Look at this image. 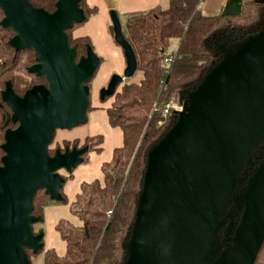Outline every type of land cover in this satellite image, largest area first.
Instances as JSON below:
<instances>
[{
    "label": "water",
    "instance_id": "water-1",
    "mask_svg": "<svg viewBox=\"0 0 264 264\" xmlns=\"http://www.w3.org/2000/svg\"><path fill=\"white\" fill-rule=\"evenodd\" d=\"M82 0H55L53 11L29 0H0L2 26L11 28L16 51H34L29 73L44 76L18 96L7 81L1 92L18 122L7 128L0 145V264H31L26 249L43 247V231L31 213L36 192L60 200V170L72 171L88 146L48 145L56 129L86 121L89 86L99 57L90 44L77 57L67 29L85 21ZM243 0L227 2L220 14L238 15ZM264 1V0H258ZM109 31L123 50L122 74L113 73L99 97L115 94L125 77L137 70L136 57L109 5ZM177 119L149 149L134 227L124 264H253L264 240V157L240 195L239 217L225 238L213 237L224 221L221 204L232 192L238 168L264 141V31L240 43L213 66L183 102Z\"/></svg>",
    "mask_w": 264,
    "mask_h": 264
},
{
    "label": "trees",
    "instance_id": "trees-1",
    "mask_svg": "<svg viewBox=\"0 0 264 264\" xmlns=\"http://www.w3.org/2000/svg\"><path fill=\"white\" fill-rule=\"evenodd\" d=\"M29 1L48 11L55 9V0ZM82 2L80 6H83ZM167 2L169 4L164 9L156 6L148 11L136 10L125 14L123 33L133 48L136 71L141 72V78L123 83L106 109L107 121L122 132V144L113 148L110 160L101 163V179L82 181L79 192L69 202V210L80 224L75 225L66 219L55 223L54 227L66 243L65 252L59 255L52 248L42 247L37 253L26 249L28 257L42 252L43 264H124L141 195L147 154L177 119V115L171 113L159 123L163 104L168 99L180 103L187 101L206 73L225 54H233L240 43L264 31V1L243 0L238 15H221L223 5L219 12L205 14L202 11L204 0ZM84 7V20L97 12L96 6L85 4ZM83 23L67 29L77 57L85 53V46L90 42L86 36L71 38L70 32ZM0 33V58L3 60L1 62L0 59V91L8 77L14 79L16 84L13 85L19 93L34 83H45L43 76L27 72L28 65L33 62V52L19 50L12 61L9 57L13 52L7 43L11 31L0 27ZM172 38L177 39L178 49L172 52L174 57L167 67L164 59ZM153 102H156L157 110L152 112ZM87 108L90 109L89 105ZM5 110L0 96V124ZM2 133L0 126V144L3 142ZM87 138L95 139L92 149L102 141L100 135ZM2 153L0 149V156ZM263 157L264 141L247 155L238 168L239 179L240 172H244L243 187ZM71 172L64 176V180ZM59 192L62 198L56 201L67 203L62 187ZM48 199L43 189L34 196L31 213L40 216L39 221L43 219L42 207ZM225 201L221 204L220 213ZM222 229L220 227L215 234ZM39 231H43L42 227ZM263 245L264 240L261 247Z\"/></svg>",
    "mask_w": 264,
    "mask_h": 264
},
{
    "label": "crops",
    "instance_id": "crops-1",
    "mask_svg": "<svg viewBox=\"0 0 264 264\" xmlns=\"http://www.w3.org/2000/svg\"><path fill=\"white\" fill-rule=\"evenodd\" d=\"M229 1L231 0H224L223 6ZM85 2V4L89 7L96 6L97 12L95 14H91V16L87 18L88 21L86 24L83 23L79 26V28L77 27L72 30L71 35L73 38H77V36H86L90 41L91 47L95 49L97 54L100 55L105 53V49L103 47L104 43H106L105 45H108L111 48H115L113 44H116L114 42L113 35L109 31V25L111 23L108 13L109 5H112L116 9L117 13L120 14L122 18H124L125 14L128 12H135L136 10L148 11L149 9L156 6H160L162 9H164L169 4L167 0H86ZM103 39L104 41L102 43L101 40ZM114 52L117 54L116 59L119 58V51ZM123 56H121L122 61L119 62L121 65L117 70H115L118 74L122 73V70L126 64ZM140 78L141 72L138 73L137 79L135 81L139 80ZM109 104L110 103H108V105ZM108 105L105 106L95 103L92 107L91 113L94 115L99 113L100 120H94L96 123L90 132L82 133L76 137L80 138V136H82L85 139L86 137H95V135H100L102 137V141L100 144L96 145L94 149L89 151L88 155L81 161V163L75 166L70 176L64 180L62 192L67 198V203L57 202L54 201V199L53 201H46L42 207V223H35L32 226L35 232H37L41 227L44 229L42 238L43 247L45 249L52 248L59 255H62L65 252L66 243L61 239L58 231L54 227L55 223L59 219H66L75 225L80 224L78 218L74 216L72 212H70L69 202L72 201L75 198V194L79 192L82 181H90L96 178L101 179V163L110 160L113 153V148L120 146L123 141L120 128L111 126L107 121L106 109L108 108ZM113 133H117L116 135L119 134L121 138L115 143H111L110 146L107 147L106 154H104L105 145L107 141H110L109 138ZM30 257L31 264H43L44 257L42 252ZM255 264H264V245L261 248V252L257 257Z\"/></svg>",
    "mask_w": 264,
    "mask_h": 264
},
{
    "label": "rangeland",
    "instance_id": "rangeland-1",
    "mask_svg": "<svg viewBox=\"0 0 264 264\" xmlns=\"http://www.w3.org/2000/svg\"><path fill=\"white\" fill-rule=\"evenodd\" d=\"M85 1L86 0H83V2H82L83 8H85L84 7L85 3H86ZM223 2H224V0H204V3L202 5V11L205 14H215V13L219 12L220 6L223 5ZM119 19L121 20L122 30H124L125 18L120 17ZM87 21L88 20L86 19L84 21V24H86ZM79 26L74 27V29L77 27L79 28ZM70 36L72 38L71 32H70ZM103 41H104V39L101 40L102 43H103ZM105 44L106 43L103 44V47L105 49L104 54L100 55V54H97L95 52L99 57V63L100 64L96 67V69L93 72V75L91 76V79L87 83V85L89 86V93H90V95H89V107H90V109L87 110V112H86V117H87L86 121L84 123H81L78 126L73 127V128L56 129V131L52 137V141L50 144V148H51L50 150H54L55 148L63 149V146H65L66 144L72 145V143L73 144L76 143V144L80 145L85 141L90 143V146H92V143L95 144V139H93V140H90L88 138L84 139L82 136H80V138H76V137L82 133L90 132L96 123V122H94V120L95 119L97 121L100 120L99 119V113L95 114V115L91 113L92 107L95 103L102 104V105L106 106V105H108V103L112 102L114 95H110V96L106 97L104 100H101L99 97V94H100L99 90L101 89V87L105 86V84L110 79L109 77L113 73H117L115 70H117L118 67L121 65L119 62L122 61L121 56L124 55L123 50H121L122 48H120L117 44H113L115 46V48H111L110 46L105 45ZM177 49H178L177 39H174V38L170 39L169 44H168V49H167L168 53H172V52L174 53L177 51ZM120 50H121V52H120ZM94 51H95V49H94ZM114 51H116V52L119 51V53H120V54H118L119 58L116 59L117 54ZM123 59H124V56H123ZM139 72L140 71H136L132 76L125 77L122 80V82L117 85L115 92L119 91L121 89V87L123 86V83L135 81L137 79V75ZM116 134L117 133L111 134V136L109 138L110 141H107V143L105 145V151H104L105 153L104 154H106L107 147L110 146L111 143H115L117 140H119L121 138V136L119 134L118 135H116ZM73 137H75V138H73ZM91 150H92V148H91ZM67 172L64 170L61 171V173L64 176H67V174L69 173V172L68 173ZM65 173H67V174H65ZM47 201H53V200L48 199ZM54 201H56V200H54ZM57 202H59V201H57ZM73 218H75V217H73ZM40 222L42 223V220L39 221L38 223H40ZM43 232H44V229H43ZM256 260H257V258H256ZM253 264H255V262Z\"/></svg>",
    "mask_w": 264,
    "mask_h": 264
},
{
    "label": "flooded vegetation",
    "instance_id": "flooded-vegetation-1",
    "mask_svg": "<svg viewBox=\"0 0 264 264\" xmlns=\"http://www.w3.org/2000/svg\"><path fill=\"white\" fill-rule=\"evenodd\" d=\"M1 9V8H0ZM1 11H2V9H1ZM2 16H3V11H2ZM1 19H2V17L0 18V21H1ZM0 27H3V28H6V29H9L10 31H11V35L9 36V38H8V40H7V43H8V46L10 47V49H11V51L13 52L12 54H10V59L13 61L15 58V54L16 53H18V51H16L12 46H10V44H9V40H10V38H12V36L14 35V32H13V30L11 29V28H7V27H4V26H2V24L0 23ZM0 46H1V33H0ZM20 50H23V49H20ZM28 50V49H27ZM30 50V49H29ZM33 52V55H34V51H32ZM86 52V51H85ZM1 53V52H0ZM83 54H85V53H83ZM82 55V54H81ZM80 56V55H79ZM78 56V57H79ZM35 57V56H34ZM34 57H33V62L30 64V65H32L34 62H35V59H34ZM1 59V62H3V60H2V57L0 58ZM30 65H28V67L30 66ZM27 67V68H28ZM28 72V71H27ZM29 73V72H28ZM30 75H36L35 73L33 74V73H29ZM37 76V75H36ZM43 78H44V76H43ZM14 79L13 78H6L5 80H4V85H3V88L1 89V91H0V96H1V92H2V90L5 88V84H6V82L7 81H10L11 82V86H12V89H13V91L18 95V96H20V95H22L23 94V92L27 89V88H29V87H27L26 89H24V91H22V92H20L19 93V91H16L15 90V86L13 85L14 83L16 84V82L15 81H13ZM44 80H45V78H44ZM40 83H42V82H40ZM108 83V82H107ZM106 83V84H107ZM35 84V83H34ZM33 84V85H34ZM43 84H46V80H45V83H43ZM105 84V85H106ZM33 85H31V86H33ZM30 86V87H31ZM114 95V94H113ZM1 101H2V103L4 104V106H5V108H6V112H5V115H4V119H3V122L0 124V126H1V128H2V140H3V136H4V133H5V131H6V129L7 128H10V129H15L17 126H18V122L17 121H13L12 119H11V117H8V114H12V111H10V109H9V107L7 106V104H6V102H4L3 100H2V96H1ZM85 139H87V137L85 138ZM52 141V140H51ZM3 142H4V140H3ZM2 142V143H3ZM1 143V144H2ZM0 144V145H1ZM51 144V143H50ZM50 144L48 145V153H50V155L51 154H53V152H54V150L53 151H51L50 152ZM69 148H71L72 146H74V145H76V147L77 148H81V146H84V145H87L88 146V148H87V150L82 154V156L85 158L87 155H88V153H89V151L91 150V146H90V143H88L87 141H85V142H83L82 144H80V145H78V144H76V143H72V145H69V144H66ZM66 145L65 146H63V149H61V151H63L64 150V148L66 147ZM0 149H1V147H0ZM3 152V151H2ZM3 154V153H2ZM2 154H1V156H0V159H1V157H2ZM0 165H1V161H0ZM63 170V169H62ZM62 170H60V172L62 171ZM65 171V170H64ZM241 174L239 175L240 176V181H238V182H236V183H239V185L238 186H236L237 184H235V186L233 187V189L231 190L232 192L229 194V196L225 199L226 201H225V204H224V209L222 210V213H219V219L220 220H222V221H224V223H223V225L221 226V228H223L222 230H221V232L220 233H217V234H214V237H213V239L217 242V243H222V240L225 238V232H226V227L228 226V224L230 223V221H234V222H236L235 220L239 217V215L241 214V211H242V209L240 208V202H241V199H240V195L244 192L243 190H244V187H243V182H244V172L243 171H241L240 172ZM63 175V174H62ZM245 186V185H244Z\"/></svg>",
    "mask_w": 264,
    "mask_h": 264
},
{
    "label": "built area",
    "instance_id": "built-area-1",
    "mask_svg": "<svg viewBox=\"0 0 264 264\" xmlns=\"http://www.w3.org/2000/svg\"><path fill=\"white\" fill-rule=\"evenodd\" d=\"M174 55L173 53H168L164 59L165 64L167 65V67H169L172 63V59H173ZM163 108L161 109V117L162 119L159 121V123L161 124L164 119L171 113H175L179 112L182 110L183 108V102L180 103L174 99H168L164 104H163ZM153 109L152 112L157 110V106H156V102H153L152 104Z\"/></svg>",
    "mask_w": 264,
    "mask_h": 264
}]
</instances>
